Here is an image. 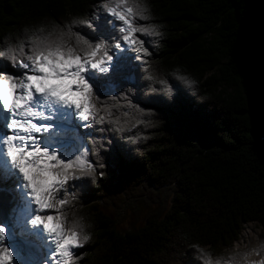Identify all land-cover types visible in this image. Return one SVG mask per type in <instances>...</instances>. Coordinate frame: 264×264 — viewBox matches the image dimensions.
<instances>
[{
	"label": "trees",
	"instance_id": "1",
	"mask_svg": "<svg viewBox=\"0 0 264 264\" xmlns=\"http://www.w3.org/2000/svg\"><path fill=\"white\" fill-rule=\"evenodd\" d=\"M115 1L0 0V70L66 43L115 64L69 173L67 231L86 249L70 263L226 264L245 225L264 231V0H136L135 45L118 56ZM141 207L140 227L119 226ZM255 252L264 264V234Z\"/></svg>",
	"mask_w": 264,
	"mask_h": 264
},
{
	"label": "rangeland",
	"instance_id": "2",
	"mask_svg": "<svg viewBox=\"0 0 264 264\" xmlns=\"http://www.w3.org/2000/svg\"><path fill=\"white\" fill-rule=\"evenodd\" d=\"M100 3V7L103 6L104 8L106 0H100ZM129 3L136 6L139 5L136 0H122L118 2L115 1L113 4L108 5L105 8L106 14L110 15L115 20L122 22L120 31L127 34V37L123 40L121 49L116 56L119 54L123 55L125 52H130L132 47L135 45L133 40L136 36L134 35L135 24L132 22V8H129L126 5ZM94 8V10L99 9L98 6ZM130 34L132 38L130 37ZM95 57V50L88 55H81L76 53L70 43H66L60 48H53L52 50L46 51L29 65L19 64L16 67L6 69V71L0 70V128H6L10 122L11 115L6 109V100H12L15 98L14 95L19 93L20 85L24 84L26 86L29 82L32 83L35 80V77L38 76L33 75V73L38 70L43 71L44 69H48L52 66L54 69L51 71L53 72L50 71L47 77L41 76L45 79L44 81H51L56 76L61 79V75L59 74L60 72L79 65V75L77 77H79L78 82L82 85L79 97L83 99L80 110L74 114L76 119L80 118L78 120L80 123H78L77 126L75 124H65V127H69V130H71L67 131L73 136V139L75 138V143L79 144L80 149L78 153L75 152L74 148L69 149V147H67L58 149L56 153L44 154L40 158L37 157L35 160L30 162L27 167L24 166L25 168L23 169L19 166L13 169L14 165L11 166L12 168H4L5 165L0 156V191H5L9 196V200L5 203V211L7 213L8 220L0 221V264H14L15 262V264H47L46 256L49 249L42 244V239L40 237L42 231L38 234L37 232L34 233L33 229H31V225L33 223L29 220L31 218H35L36 213L28 212L26 202L27 197L22 193L23 188H26L27 184L29 185L27 182L24 183V179L26 178H32V184L29 186L36 183L40 184L43 181L45 182L47 178H60V182L55 185L54 189L58 190L64 195V197L62 199H58L57 196L52 197L50 198V201L52 205L57 206L60 209L52 214L53 217L57 218L58 215L62 213V217H60V227L62 228L61 233L66 234V239H64L63 242L69 243V246H72L66 253L67 255L63 260V264H71L70 261L74 256L83 255L86 252V249L80 247L78 244L77 236L75 234H70L67 231L71 221V212H73V207L75 206L73 205L74 196L68 187L70 183V171L72 169H78L85 166L86 150L82 136L86 135L87 132L93 128L95 114L99 111L96 96L103 86H105L104 90L106 92H111V82L115 76L111 70V64L115 65L114 63L110 64V62L107 61L103 63L104 65H101L94 62ZM123 68L124 67L119 68L118 70H122ZM24 76H26V81L28 83L23 81ZM117 77L126 79L128 77L127 71L119 73ZM100 79L103 81L102 84L100 83ZM69 84L70 83H68L67 86H69ZM60 85L61 86L59 87L64 88L65 83L62 82ZM72 91L74 92V89H72ZM216 91H224V95L229 93V90H224L223 87H217ZM86 92L88 93L87 95ZM24 94L25 91L21 93V96H24ZM88 104L90 105L91 110L89 109ZM82 113H85L86 117H84ZM85 118H87L86 121L83 120ZM68 156L73 157L74 160V162L69 165L67 159ZM48 157H53L54 159H52V163L50 162V165L47 166L49 168L47 171L46 169L48 168L46 167L45 169L42 165L47 164L45 161L49 159ZM19 162L21 161L19 160ZM42 162L44 163L42 164ZM38 164L40 166L39 169L44 170L45 174L43 173V179L40 177L43 171L39 173V171L35 168L38 167ZM68 167L70 168L68 169ZM35 186L36 185H34L33 188H35ZM48 196L49 195L46 194L44 198L47 199ZM88 203L89 201L86 199L81 200L82 205H87ZM61 204H64V206L62 207ZM43 207L45 206L41 205V208ZM108 213L110 212L108 211L107 214ZM145 213L146 209L141 207L135 214H124L120 217L119 226L134 228L140 227L143 223V216ZM86 231H88V228H86ZM4 234H6L7 237H5ZM262 234H264V231H262L254 223L245 225L243 227V231L239 235V239L235 241L230 248L222 249L221 259L226 264H231L236 261L239 264H251L250 261L252 260H254L255 263L259 262L255 248L258 246L260 235ZM20 242H23L24 245ZM11 243L18 245L23 252L20 255H17L15 259L11 258V256H8L7 254L9 252V247H7V245Z\"/></svg>",
	"mask_w": 264,
	"mask_h": 264
},
{
	"label": "bare ground",
	"instance_id": "3",
	"mask_svg": "<svg viewBox=\"0 0 264 264\" xmlns=\"http://www.w3.org/2000/svg\"><path fill=\"white\" fill-rule=\"evenodd\" d=\"M79 67V65H76L70 69L68 68L66 71L64 70L59 73L61 75V79L56 76L51 81H44L45 79L42 77L48 76L49 72L54 69L52 66L48 69H44L43 71L38 70L34 72L33 75L38 76L35 77V80L32 83H28L26 81V76H24L23 81L28 84L26 86L24 84L20 85L19 93L14 95L15 98L12 97V100H6L5 106L11 115L9 127L0 128V156L2 162L5 164V168H12L11 166L14 165L13 169L18 166L23 169L37 157L40 158L44 154H53L56 153L58 149L67 148V146H55L57 141L53 138H45L42 132H38L35 136L29 135L27 137L25 133L35 129L38 123L43 122L41 119H37L38 116L44 117V114L52 111H56L57 115H53L48 122H45L46 124L50 121H54L55 124L67 125V123H69L70 125L75 124L77 126L78 123H80L78 121L80 118L76 119L74 117V114L80 110L81 103L83 102V99L79 97L80 90L82 88V85L78 82L79 77H77L79 75ZM62 82L65 83L64 88L59 87ZM67 82L70 83L69 86H67ZM72 89H74V92ZM23 91H25V94L24 96H21ZM87 94L88 93L86 92V95ZM88 107L91 110L89 104ZM82 114L86 117L85 113ZM65 131L66 129H63L55 137L67 136L70 141L74 142L75 138L73 139V136L69 134L68 131ZM30 137H34V139L31 142H28L26 139ZM23 156L26 159L25 165H22L19 162ZM52 159L54 158L50 157L47 159L45 161L47 164L42 165V167L46 169V167L50 165L49 163ZM43 163L44 162H42V164ZM39 167L40 166L38 164L36 169L39 173L43 171V174L44 170H40ZM46 170L48 171L49 168ZM31 179H24V183L27 182L29 185L32 184ZM43 182L40 184L36 183L31 186L27 184L26 188H23L22 193L27 197L26 202L28 212L36 213L35 218H31L29 220L33 223L31 225V229L35 230L41 225H45L40 237L42 239V244L49 249L46 256L47 264H63V260L67 255L66 253L72 246H69V243L63 242V240L66 239V234L61 233L62 228L60 227V217H62V213H60L57 218H54L52 214L60 209L57 206L52 205L50 201V198L52 197L57 196L58 199H62L64 197L63 194L54 189L55 185L60 182V178H47L45 182ZM34 185H36L35 188H33ZM46 194L49 195L47 199L44 198ZM41 205H44L45 207L41 208ZM61 205L62 207L64 206V204ZM4 235L7 237L6 234ZM20 243L24 245L23 242ZM7 247H9V252L7 254L13 259H15L17 255L23 253L21 248L15 243L8 244Z\"/></svg>",
	"mask_w": 264,
	"mask_h": 264
}]
</instances>
